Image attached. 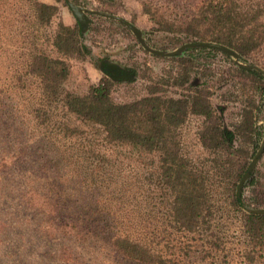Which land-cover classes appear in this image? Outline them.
I'll return each instance as SVG.
<instances>
[{"label":"rangeland","instance_id":"374dc122","mask_svg":"<svg viewBox=\"0 0 264 264\" xmlns=\"http://www.w3.org/2000/svg\"><path fill=\"white\" fill-rule=\"evenodd\" d=\"M38 1L55 9L48 24L33 17L29 0H0V218L5 215L3 208L10 207L9 204L17 211L15 207L21 205L23 194L37 193L65 203L62 191L65 190L69 197L72 191L78 200L77 205L95 204L96 207L109 208L108 217H101L108 220L110 231L116 228V221L124 223L137 219L141 241L163 257L177 260V264H245L241 255L246 244L239 230V215L228 207L226 193L217 190L214 194L217 202L213 207L216 209L222 204L221 209L226 210L213 213L209 230L199 233L176 231L172 228L168 211L170 195L160 189L156 178L158 154L105 143L97 126L80 122L65 112L57 100L48 99L38 79L27 75L25 63L32 52L56 56L50 46L56 25L73 27L76 24L67 7L70 3L83 9L87 18L81 42L88 47L90 54L82 58H63L68 69L62 82L65 91L84 95L89 86L105 77L99 69L101 64L119 69L132 68L135 70L133 80L123 76L112 79L110 99L113 103H128L151 92L178 98L197 86L208 92V104L220 117L222 127L232 131L244 104L242 91H252V83L243 80L236 67L249 65L264 72V43L243 61L219 53L194 56L188 82L174 86L172 80L181 70L165 56L179 46L167 42L166 34L152 32L154 25L142 12L141 3L173 12L177 1ZM254 1L239 0L251 5ZM104 15L120 19L136 29L147 50H142L134 34L120 22ZM156 51L167 53L160 56ZM156 87L157 90L152 91ZM254 99L257 109L253 112V121L260 131V139L253 157L262 143L263 147L249 173L259 170L258 181L264 190V95L259 99L256 93ZM201 123V117L189 115L177 131V139L179 153L203 172L208 163L206 153L197 142ZM66 127L74 131L69 132ZM58 144L70 148L72 145V151L76 150V153H71L73 157L68 162L79 163L89 170H81L78 174L74 165L66 166L59 161L54 151ZM234 145L248 153L251 151V146L243 147L240 140H235ZM206 173L212 176L208 171ZM101 181H104L102 187ZM249 194L248 188L244 189L243 196L247 198ZM14 213V216L18 215ZM26 231L29 229L24 230L23 223L16 218L0 224V239L7 241L1 250L15 247L16 235L26 236Z\"/></svg>","mask_w":264,"mask_h":264},{"label":"trees","instance_id":"16d2710c","mask_svg":"<svg viewBox=\"0 0 264 264\" xmlns=\"http://www.w3.org/2000/svg\"><path fill=\"white\" fill-rule=\"evenodd\" d=\"M175 1L178 5L173 12L141 3L142 12L154 25L152 32L166 34L167 42L174 47L215 44L243 61L264 43V0H255L252 5L239 0ZM29 9L38 22L45 24L50 22L55 11L53 6L38 0H29ZM120 25L131 32L122 23ZM81 39L83 33L77 23L73 27L58 23L50 40L56 56L30 53L25 63L27 75L38 79L43 94L48 99L57 100L65 112L80 122L97 126L105 143L158 154L156 178L160 189L170 195L168 211L172 228L176 231L199 233L209 230L213 213L226 210L221 209L222 204L216 209L213 207L217 202L214 194L217 190L226 193L228 207L239 215V230L246 244L242 250V262L264 264V215H253L242 209V205L250 208L264 206V190L259 185L258 169L249 173L240 198L237 197L238 182L247 171L260 139V131L253 121V112L257 109L254 95L257 93L259 99L264 95V76L252 68L236 67L242 79L252 83V91H242L244 104L239 120L232 131H227L208 104V92L197 86L178 98L151 92L128 103H113L110 99L112 79L123 76L133 80L135 70L132 68L119 69L101 64L99 69L105 77L89 86L84 95L65 91L62 82L68 69L63 58H82L90 54ZM134 39L142 50H147L141 37L134 35ZM165 53L156 51L160 56ZM217 53L229 57L219 50L203 47H188L178 54L165 56L181 70L172 84L183 86L188 82L194 56ZM156 90L157 87L152 89ZM189 115L202 118L197 142L207 155L205 161L208 164H205L203 172L179 153L177 131ZM235 140H240L243 147L250 145V153L239 145L235 146ZM54 151L59 161L66 166L74 165L78 174L81 170H89L79 163L68 162L76 153V150L72 151V145L70 148L69 145L58 144ZM246 188L250 193L247 198L243 196ZM71 192L69 197L65 190L62 191L65 203L34 193L20 197L22 203L15 207L17 211L12 204L3 208L5 215L0 218V224L16 218L23 223L24 230L29 231L23 237L16 235V246L8 251L1 250L7 241L0 239V264H177V260L163 257L141 241L137 219L124 223L116 221V228L110 231L108 220L101 217H108L111 213L109 208L103 205L96 207L95 204L77 205L78 200ZM35 197L37 199H33ZM14 212L18 215L14 216Z\"/></svg>","mask_w":264,"mask_h":264},{"label":"water","instance_id":"95a60500","mask_svg":"<svg viewBox=\"0 0 264 264\" xmlns=\"http://www.w3.org/2000/svg\"><path fill=\"white\" fill-rule=\"evenodd\" d=\"M67 7L70 10V13L72 14V16L74 17L76 23L78 24V26L81 28V32H84L86 29V23H87V18L84 15V11L83 9L74 6L70 3L67 4ZM105 17H108L110 19H115L116 21L122 23L123 25H125L137 38H139V32L134 29L133 27H131L130 25L126 24L124 21L117 19L115 17H112L110 15H104ZM188 47H203V48H213L216 50H219L221 52H224L225 54H227L228 56H232L233 58L236 59V56L231 54L229 51H227L225 48L215 45V44H210V43H201V44H191V45H184L182 47H180L179 49L168 53V54H178L180 51H182L184 48H188ZM244 68H252L254 70H256L258 73H260L262 76H264V72L260 71L254 67H250V66H242ZM263 147V143L260 145L259 149L257 150V152L255 153L254 157L252 158V160L250 161L249 167L247 169V171L244 173V175L242 176V178L240 179L238 186H237V197L240 198V189L242 187V184L244 183V181L247 179L249 172L253 169L258 156L261 153ZM242 209L250 214L253 215H257V216H263L264 215V208H250L247 207L245 205H242Z\"/></svg>","mask_w":264,"mask_h":264}]
</instances>
